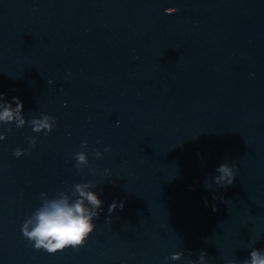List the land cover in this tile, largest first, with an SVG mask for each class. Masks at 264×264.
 <instances>
[{"label":"water","instance_id":"95a60500","mask_svg":"<svg viewBox=\"0 0 264 264\" xmlns=\"http://www.w3.org/2000/svg\"><path fill=\"white\" fill-rule=\"evenodd\" d=\"M0 94V112L24 105L22 127L0 121V264H243L264 249V0H0ZM45 117L52 131L34 132ZM76 184L103 201L84 202L93 232L37 250L23 224L60 193L75 203Z\"/></svg>","mask_w":264,"mask_h":264},{"label":"clouds","instance_id":"9594fccd","mask_svg":"<svg viewBox=\"0 0 264 264\" xmlns=\"http://www.w3.org/2000/svg\"><path fill=\"white\" fill-rule=\"evenodd\" d=\"M169 9H172L169 13ZM176 11L174 8L165 9L166 14H172ZM3 96V94H0ZM15 104V108L12 107ZM24 105L18 97H13L12 102L8 103L2 112H0V121L8 123L13 120H17V127H22L24 120L21 116ZM33 131L40 132L42 129H47L50 133L52 131V125L48 123V118L45 117L41 120H33ZM5 139L4 135H0V140ZM36 144V140H32V145ZM86 145H82L85 147ZM24 154V150L17 148L14 152L16 157H20ZM96 157L102 156V153L96 151ZM77 161L76 167L80 169V165L87 164L88 158L85 152H77L75 154ZM236 165L233 163L229 166L228 163L220 164L216 172L220 175L214 177L216 185L223 188H228L233 185L235 181V169ZM91 184H76V192L79 194V199L75 203L70 204L65 194L60 193L59 199H50L42 203V205L28 218L22 226L23 236L30 242H34V247L37 250H46L49 254H55L58 251H63L66 248H79L82 247L89 235L94 230V224L92 223L93 217L97 216L96 211H90L85 207V200L92 206L93 209H102L103 201L98 195L92 191H86L87 188L92 187ZM41 196L46 193H41ZM222 200L223 198L220 197ZM117 206L120 210H123L124 203L113 202L109 207V212H113ZM215 211V207L213 208ZM35 224L29 230V226ZM205 254L201 252L200 259L203 260ZM250 258L245 259L243 264H264V249H252L250 251ZM181 258V253L172 254L169 259L178 260ZM231 264H236V261H232Z\"/></svg>","mask_w":264,"mask_h":264}]
</instances>
